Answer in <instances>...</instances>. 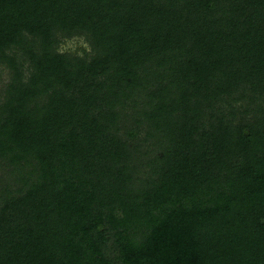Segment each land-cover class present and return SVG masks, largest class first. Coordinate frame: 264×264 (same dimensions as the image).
I'll return each instance as SVG.
<instances>
[{
    "label": "trees",
    "instance_id": "16d2710c",
    "mask_svg": "<svg viewBox=\"0 0 264 264\" xmlns=\"http://www.w3.org/2000/svg\"><path fill=\"white\" fill-rule=\"evenodd\" d=\"M0 84V264H264V0H0Z\"/></svg>",
    "mask_w": 264,
    "mask_h": 264
},
{
    "label": "rangeland",
    "instance_id": "374dc122",
    "mask_svg": "<svg viewBox=\"0 0 264 264\" xmlns=\"http://www.w3.org/2000/svg\"><path fill=\"white\" fill-rule=\"evenodd\" d=\"M75 44H77V43L73 42V43H70L69 46L74 47V46H76ZM6 77H7L6 74H3V80H5ZM1 84H3V82H2ZM1 84H0V85H1Z\"/></svg>",
    "mask_w": 264,
    "mask_h": 264
}]
</instances>
